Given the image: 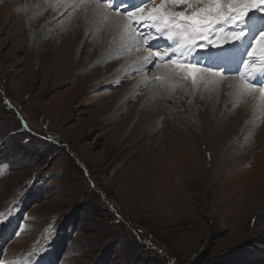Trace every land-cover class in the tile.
<instances>
[{
  "label": "rangeland",
  "instance_id": "1",
  "mask_svg": "<svg viewBox=\"0 0 264 264\" xmlns=\"http://www.w3.org/2000/svg\"><path fill=\"white\" fill-rule=\"evenodd\" d=\"M130 2L0 0V264H264V14L156 48L199 5Z\"/></svg>",
  "mask_w": 264,
  "mask_h": 264
},
{
  "label": "snow or ice",
  "instance_id": "2",
  "mask_svg": "<svg viewBox=\"0 0 264 264\" xmlns=\"http://www.w3.org/2000/svg\"><path fill=\"white\" fill-rule=\"evenodd\" d=\"M107 2L112 3L114 0H107ZM121 2L126 7L133 9L140 6L139 4L131 3L130 0H121ZM146 2L147 0H140V4ZM173 3L191 5L192 0H173ZM196 3L199 7L191 15H185L183 12L174 14L178 18L177 22H170L167 13L160 14L159 21L166 27L162 31L158 30V37H152L157 39L156 48L161 47L158 38L173 41V38L177 37L178 39L175 43L183 42L189 48L194 46L193 42L201 38L208 44V50H222L226 46H234L237 42H241L248 34V30L243 26L250 13L254 12L250 10L256 9L258 11L255 12L264 14V0H196ZM157 11L159 10L154 9L153 13ZM142 22V20H136V23ZM212 25H231L227 36L224 37L223 44H220L219 40H212L208 37L207 34ZM201 50H204L203 46H201ZM245 53L248 56H253L256 53L264 56V30H260L248 42ZM200 63L201 61L197 60L195 56L191 58V65ZM190 70L196 71L195 67H191ZM261 85L264 88V81H261ZM248 86L251 87L253 85L250 83ZM2 222L4 221H0V223Z\"/></svg>",
  "mask_w": 264,
  "mask_h": 264
},
{
  "label": "bare ground",
  "instance_id": "3",
  "mask_svg": "<svg viewBox=\"0 0 264 264\" xmlns=\"http://www.w3.org/2000/svg\"><path fill=\"white\" fill-rule=\"evenodd\" d=\"M31 8V7H30ZM141 18V17H140ZM113 20L115 21V23H117V24H119V25H123L124 24V18H122V17H119V16H115V17H113ZM79 29H81V28H79ZM48 31V30H47ZM67 31V30H66ZM51 33V32H50ZM61 33V32H60ZM78 33H80V32H78ZM87 34V33H86ZM57 35V34H56ZM65 35V34H64ZM75 35H77V34H75ZM80 35H82L81 33H80ZM69 36V35H68ZM86 36L87 35H84V36H82V44H79V45H77L76 47L78 48V49H73L74 47H75V45L72 47V52L71 53H69L68 51H67V49H69L68 48V46L67 45H65V43H66V39L67 38H65V40H64V43L62 42V41H56V42H54L53 43V45H51V47L49 46L50 45V41L48 40V39H46V37L44 36V32H43V35H42V38L40 37V39H39V41H40V43L42 44H44V46H45V49H62L61 50V52H59V54H58V60L61 62V61H63L64 59H66L67 57H71V63H69V64H67V66H72V68H71V72H72V74H74V72H76L77 71V67H75V64H74V62L72 61V59H74V53H76V54H80L81 55V52L83 51L81 48H83V47H88V45L90 44V41L86 38ZM85 37V38H84ZM54 38V37H53ZM64 38V37H63ZM57 39V38H56ZM58 40V39H57ZM58 42V43H57ZM75 42V41H74ZM58 44V45H57ZM71 47V46H70ZM57 51V50H56ZM50 52V51H49ZM79 55V56H80ZM56 59V58H55ZM68 61V60H67ZM70 61V60H69ZM57 62V61H56ZM87 62H89V61H87ZM86 62V63H87ZM86 63H85V65H86ZM61 65H59V66H61V67H64L63 65L65 64V63H60ZM69 66V67H70ZM65 70V68L64 69H60V71L59 72H57V74H55V81L57 82H60L62 79H65V78H67L68 76H69V74L67 73V72H65L64 71ZM69 94V93H68ZM68 94H66V93H62V94H60L59 95V97H62V96H67ZM70 96V95H69ZM169 136V135H168Z\"/></svg>",
  "mask_w": 264,
  "mask_h": 264
}]
</instances>
